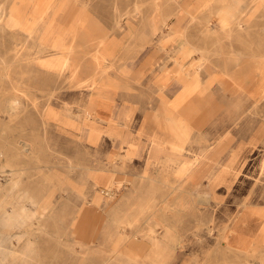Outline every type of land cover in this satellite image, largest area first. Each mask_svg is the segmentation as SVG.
Masks as SVG:
<instances>
[{"label": "rangeland", "instance_id": "rangeland-1", "mask_svg": "<svg viewBox=\"0 0 264 264\" xmlns=\"http://www.w3.org/2000/svg\"><path fill=\"white\" fill-rule=\"evenodd\" d=\"M232 6L0 0V264H264V5Z\"/></svg>", "mask_w": 264, "mask_h": 264}, {"label": "bare ground", "instance_id": "bare-ground-1", "mask_svg": "<svg viewBox=\"0 0 264 264\" xmlns=\"http://www.w3.org/2000/svg\"><path fill=\"white\" fill-rule=\"evenodd\" d=\"M263 5H264V0H261ZM235 3V0H227V12H226V24L225 26L228 28L229 32H231V27H233V25L235 24V22L237 21V17H236V13H235V10L233 8V4ZM211 23V22H210ZM240 24V23H239ZM229 35V34H228ZM183 74V73H181ZM179 80L181 82H185L187 81L186 79H181L179 77ZM188 82V81H187ZM188 85V84H186ZM11 102V101H10ZM11 110V109H10ZM14 110V109H12ZM15 185V184H13ZM12 186V185H11ZM14 189V188H13ZM9 194V193H8ZM24 209V208H23ZM30 209V208H29ZM15 210V209H14ZM13 210V211H14ZM31 210V209H30ZM23 211V210H22ZM21 211H19L20 213ZM25 212V211H24ZM15 213V211H14ZM28 213V212H27ZM36 213V212H35ZM24 214V213H23ZM43 215V214H42ZM33 216V215H32ZM246 215H241L239 217V221H236L235 224L232 226V228L230 229V235H229V239H230V247L233 249V251H237V252H245L246 251V248L248 246V243L250 242V239H252V237L254 236V231L258 230V226L257 225H250V229L252 230V232L248 230L245 231H242L243 233H240V223H242V221H244V217ZM21 217V216H20ZM26 217V216H25ZM42 217V216H41ZM27 218V217H26ZM25 218V219H26ZM24 219V218H23ZM33 219V218H32ZM20 220V219H19ZM4 223V222H3ZM20 223V222H19ZM18 225V224H17ZM23 225V224H22ZM241 234H243L245 237L243 238L242 236H240ZM242 238V239H241ZM239 240H242V241H239ZM235 241L237 242L239 245L242 244V246H239L238 245H233L232 242ZM242 242V243H241ZM1 259V258H0ZM1 261V260H0ZM3 261V260H2ZM1 263V262H0ZM5 263V262H4Z\"/></svg>", "mask_w": 264, "mask_h": 264}, {"label": "crops", "instance_id": "crops-1", "mask_svg": "<svg viewBox=\"0 0 264 264\" xmlns=\"http://www.w3.org/2000/svg\"><path fill=\"white\" fill-rule=\"evenodd\" d=\"M181 87L184 89L185 86H181ZM179 95L180 94L178 93V96ZM90 104H93L95 106V107H93V109H91V111H92V112L90 111L91 114L93 116H96L101 121H104L105 119H107V116L109 114H112V112H113V105H112L111 99L107 95H101L100 92H99V94H97L95 96V98L90 100ZM254 216L258 217L259 219H261L262 222H264V218H262L260 216H256V215H254ZM244 222H247V224ZM250 225H257L258 230L260 229L259 228L260 224L258 221H256L253 218H247V217L244 219V221H242V223H240L239 227L245 233V230L249 229Z\"/></svg>", "mask_w": 264, "mask_h": 264}]
</instances>
